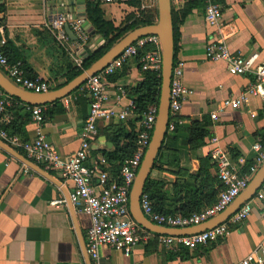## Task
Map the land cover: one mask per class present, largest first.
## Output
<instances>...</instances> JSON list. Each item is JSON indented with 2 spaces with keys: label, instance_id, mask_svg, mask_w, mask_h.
I'll use <instances>...</instances> for the list:
<instances>
[{
  "label": "crops",
  "instance_id": "1",
  "mask_svg": "<svg viewBox=\"0 0 264 264\" xmlns=\"http://www.w3.org/2000/svg\"><path fill=\"white\" fill-rule=\"evenodd\" d=\"M69 2L0 0V49L9 42L10 54L28 68L31 77L50 81L51 90L59 89L73 80L75 77L69 80L73 70H86L83 63L89 49L96 50L92 46L102 40L99 35L90 34L92 30L95 31L90 21V27H85L91 35L88 44H82L77 36L72 39L68 35L64 40L58 37L53 22L58 21L61 15L69 23L78 19L73 17L79 15V7ZM220 2L223 5V25L216 32L206 22L203 0H172L178 29L175 62H185L184 83L194 94L183 104L177 131L167 133L157 165L149 178L161 195V208L167 213L187 202L198 200L192 199L189 190L200 183L195 176L200 171L202 159H211L214 164L211 174L217 175L216 164L211 157L213 149L228 150L235 162L244 158L246 164L241 169L246 173L253 158V144L261 142L264 145L262 97L251 96L241 108L226 109L219 114L218 120L211 118L222 101L240 97L254 82V77L232 75L225 61L208 59V42L223 39L235 54L247 55L258 51L260 61L264 62V0ZM100 8L104 18L115 26L122 27L147 19H153L155 23L158 20V0H102ZM144 74L135 59L106 77V87L112 97L118 86L127 90L128 96L121 101L122 108L130 101L129 91L143 80ZM79 91L80 88L64 97L68 98V103L61 98L40 105L45 109L46 116L41 126L42 132L56 146L62 159L80 149L81 133L89 115V100L77 96ZM114 103L115 99H112L109 105ZM27 105L22 101L14 105L12 113L15 123L9 131L23 140L32 141L38 126L33 122ZM47 111H51L52 115L47 117ZM196 121L208 134L204 145L193 148L188 140ZM140 128L139 116H130L122 122L117 119L100 120L92 142L93 155H104L111 164V172L117 173L120 166L118 161L112 163L107 156L117 149L116 132L122 129L124 133L135 134V151ZM119 142L121 148L123 135ZM11 149L16 152L15 156L0 146V264H93L86 253V234L92 220L70 202L73 182L63 179L58 172L48 171L44 166L33 163L23 150ZM134 151L125 159L131 158ZM91 163L88 161V164ZM27 167L29 172L25 170ZM62 197L67 199L66 204L51 205L52 201ZM249 201L253 204L252 214L243 223L233 226L232 232L225 238L195 249L184 246L166 248L158 241L160 234L151 232L153 235L142 240L130 256L102 245L99 248V262L237 264L253 252L264 260V184Z\"/></svg>",
  "mask_w": 264,
  "mask_h": 264
},
{
  "label": "built area",
  "instance_id": "2",
  "mask_svg": "<svg viewBox=\"0 0 264 264\" xmlns=\"http://www.w3.org/2000/svg\"><path fill=\"white\" fill-rule=\"evenodd\" d=\"M113 1L115 0H107V2ZM203 2L206 22L219 32L223 25V5L220 0H203ZM52 24L60 39L68 38L66 24L70 25L82 44H88L91 39L81 19L72 20L69 23V20L61 15L60 19ZM206 57L213 61H225L232 75L254 77V82L250 83L240 97L222 101L219 110L211 114L212 119L218 120L219 114L226 109L241 108L251 96H260L264 99V62L260 61L258 51L247 55L235 54L229 50L223 39L210 40L206 45ZM135 59L142 72L160 73L163 64L161 38L158 35L139 38L101 72L91 76L80 88L77 96H84L89 100V115L81 133L80 149L65 159L61 158L56 146L42 132L41 126L45 120L43 106L27 105L33 122L38 126L37 134L32 141L23 140L6 129L14 120L12 108L19 101L0 87V141L10 148L23 150L26 157L33 163L44 166L48 171L58 172L60 177L73 182L69 200L80 212L88 214L92 220L86 234V253L93 260V264H100L99 248L102 245H108L130 256L142 240H147L153 235L133 219L130 212V197L152 139L159 106L150 105L141 116V128L137 132L134 155L122 161L117 173L111 172V164L104 155L94 156L92 153V142L97 135V124L100 120L117 119L122 122L130 116L138 117L132 98L122 108L121 101L128 96L127 90L118 86L116 94L112 97L105 82L106 77L115 74ZM0 67L4 75L21 89L34 93H45L52 89L50 81L41 77H31L21 62H10L1 49ZM184 69L185 62H175L170 90L168 133L176 131L183 104L194 94V91L184 83ZM112 99H115V103L109 105ZM68 102V98H64V103ZM252 151L253 158H251L249 170L243 173L241 168L246 164L244 158L235 162L228 150L218 147L213 149L211 157L216 164L217 175L223 188L217 201L211 206L189 215L160 212L155 208L150 194L145 191L141 196V208L145 216L153 223L169 228L195 226L217 216L241 194L264 164V145L261 142H255ZM88 161L92 162L91 165ZM25 170L29 172L28 167ZM66 203L67 199L62 197L52 201L51 205L61 206ZM252 211L253 204L249 201L244 203L228 221L212 229L187 236L160 235L157 238L161 246L166 248L184 246L195 249L200 245L227 237L232 232L233 226L246 221ZM237 264H264V260L253 252Z\"/></svg>",
  "mask_w": 264,
  "mask_h": 264
},
{
  "label": "water",
  "instance_id": "3",
  "mask_svg": "<svg viewBox=\"0 0 264 264\" xmlns=\"http://www.w3.org/2000/svg\"><path fill=\"white\" fill-rule=\"evenodd\" d=\"M69 4H76L80 10L79 15L73 18L83 20L84 27H90V23L87 19V7L85 0H70ZM158 10V20L155 23L139 26L129 31L106 53L93 62L89 68L84 70L80 75L59 89L51 90L45 93H34L21 89L20 87L13 84L4 75L1 69L0 87L8 94L31 106L53 103L54 101L61 98L63 99L75 90L81 88L91 76L101 72L112 60L116 59L124 49L132 45L139 38L148 35H158L161 38L163 47V64L160 75L161 86L158 105L159 112L150 145L132 187L130 197V212L133 219L142 228L149 232L160 235L187 236L212 229L228 221L230 217L235 214L244 203L252 199L264 184V164L252 178L248 186L223 212L204 223L185 228H169L157 225L145 216L141 208V196L145 192L147 182L149 181L150 175L155 168L157 158L160 154V151L162 150L168 133V125L170 120L171 80L176 55L172 0H158ZM65 30L70 38L76 39V35L69 24H66ZM94 33L95 31L93 30L90 32L91 35ZM103 43L104 40H101L98 45H94L92 48L97 49ZM0 146L5 148L14 156L16 155L14 150L3 144L1 141Z\"/></svg>",
  "mask_w": 264,
  "mask_h": 264
},
{
  "label": "trees",
  "instance_id": "4",
  "mask_svg": "<svg viewBox=\"0 0 264 264\" xmlns=\"http://www.w3.org/2000/svg\"><path fill=\"white\" fill-rule=\"evenodd\" d=\"M102 0H85L87 7V19L91 22L92 27L95 30V34L99 35L104 43L99 46L96 50L89 49L88 56L84 59V68L87 69L91 66L93 62L99 59L104 53H106L118 40H120L124 35H126L129 31L143 25L154 23L153 19H147L142 21H134L126 26H115L112 21L106 20L104 18V12L100 8V3ZM1 10V9H0ZM131 19V17H130ZM129 19V20H130ZM173 21H174V36H175V46L177 48V37H178V29L174 20L173 13ZM1 38V35H0ZM9 42L2 49L4 54L9 58L10 62L16 63L18 62V58L12 56L10 54ZM25 68V67H24ZM27 73L31 76L32 73L25 68ZM82 70H73L71 75L69 76V80L73 79L77 75L81 74ZM143 80L132 90L129 91V96L134 100L136 109L135 112L141 119V116L147 111L150 105H159L160 98V86H161V72H144ZM84 96H82L83 98ZM80 98V97H79ZM20 102L19 99H16ZM47 117L52 115L51 111H47ZM46 117V116H45ZM15 123V118L6 129L9 131V128H13ZM178 127H176L177 131ZM10 132V131H9ZM13 133V132H11ZM14 134V133H13ZM207 132L204 130L203 126L199 122H193V125L190 130V139L188 143L191 147L196 148L204 145L205 137L207 136ZM124 136V144L120 148L119 138ZM115 143L117 145V149L113 152L107 154L109 160L116 164L118 161V165H121L122 161L132 154L135 147V134L124 133L122 129H119L115 135ZM157 165V164H156ZM214 164L211 163L210 158H204L201 161V168L199 173L195 176L196 179H200V183L198 187L195 189H190L189 193H192V199L196 201L187 202L183 204L180 208L175 209L174 211H169L170 213H178L182 215H189L194 212H199L204 208L211 206L214 202H216L220 191L223 188L221 180L218 175L214 176L211 174V168ZM145 191L148 192L151 196V199L154 202L155 208L160 212L167 211L163 210L159 204V200L161 199V195H159V191H157L151 181L147 182Z\"/></svg>",
  "mask_w": 264,
  "mask_h": 264
}]
</instances>
